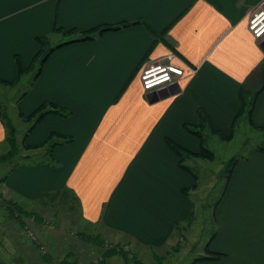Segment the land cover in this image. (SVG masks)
I'll list each match as a JSON object with an SVG mask.
<instances>
[{
	"label": "crops",
	"instance_id": "crops-1",
	"mask_svg": "<svg viewBox=\"0 0 264 264\" xmlns=\"http://www.w3.org/2000/svg\"><path fill=\"white\" fill-rule=\"evenodd\" d=\"M261 1L0 0V79H14L16 55L30 65L36 36L47 35L52 46L63 42L20 95L19 115L43 102L69 112L30 123L20 142L25 137L28 146H37L50 135L62 141L51 149L23 148L28 153L0 181V196L16 201L29 220L50 215V202L67 192L77 204L70 219L79 231L126 243L135 257L168 251L176 227L195 212V168L209 158H186L194 176L178 165L165 138L199 152V139L184 127L200 123L199 110L214 128L231 134L227 142L239 123L248 122L260 130V143L236 158L212 213L208 247L224 257L193 264H264V39L256 40L246 26ZM121 22L128 24L65 42ZM54 25L71 32H55ZM169 50L194 72L186 69L178 83L145 92L142 67ZM259 88L251 123L244 115L235 118L239 92ZM221 140L211 132L205 145ZM111 259L126 264L119 255L105 263Z\"/></svg>",
	"mask_w": 264,
	"mask_h": 264
},
{
	"label": "rangeland",
	"instance_id": "rangeland-1",
	"mask_svg": "<svg viewBox=\"0 0 264 264\" xmlns=\"http://www.w3.org/2000/svg\"><path fill=\"white\" fill-rule=\"evenodd\" d=\"M36 67L37 62L29 73L14 85L0 83V104L7 120L16 129L14 138L18 143L21 134L30 128L33 118H21L17 102L24 90L28 89L30 77ZM252 96V92L246 95L247 103ZM260 136V130L252 128L248 122H241L230 141H215L207 145L213 151L214 157L202 161L195 168L198 175V192H193L191 197L194 201L195 216L190 224L186 222L176 227L174 241L168 251L138 255L137 261L134 259L133 249L128 244L109 240L108 237L100 239L95 232H79L77 225L71 223L70 219L77 213V204L70 199V193L64 192L59 199L57 197L50 202L53 204L50 215L41 218L30 217L29 220L26 215H20L23 224L15 222L13 214L7 213L0 205V264H58L59 261L64 264H103L108 251L116 248L126 252V264H190L198 256L206 254V243L214 229V203L226 186L225 177L229 161L245 156L255 144L260 143ZM11 146L6 138L0 142V155H5ZM16 149L17 154L11 158H0V179L7 175L12 164L21 161L23 155L28 153L24 152L21 145L17 148V143ZM188 157L184 158V163L190 162L186 160ZM35 224L42 230L37 229ZM43 235L44 239L41 237ZM84 235L94 237L95 240H89ZM44 254L49 255L51 260L45 261ZM115 259H111L109 263L118 264Z\"/></svg>",
	"mask_w": 264,
	"mask_h": 264
},
{
	"label": "trees",
	"instance_id": "trees-1",
	"mask_svg": "<svg viewBox=\"0 0 264 264\" xmlns=\"http://www.w3.org/2000/svg\"><path fill=\"white\" fill-rule=\"evenodd\" d=\"M127 24L128 23H126V22H121V23H116V24H112V25H102L100 27H97L95 29V31H93V30L86 31L84 33V36L79 38V39H72V40L65 41V42H71L73 40H81V39L92 38L93 34H95V32L100 33L102 31L108 30V29H117V28H119L121 26H125ZM53 30L55 32H62V33L71 32V29L70 30H64V29H62L61 27H59L57 25H54ZM160 33L155 32V34H160ZM35 41H36V44L38 46V51L36 53L35 58L30 63V65L25 67L23 65L22 60L20 59V57L18 55H16L14 57V63H15V69H16V75H15L14 79H11V80L0 79V83H3L5 85H14L15 83H18L26 74L29 73V71L33 68L35 62H37V67L35 68V71L33 72L32 77H30L31 80L29 82V86L32 85L34 83V81L36 80L37 76L39 75L41 67H42V64L46 60L48 55L55 48H57L58 46L63 44V42H62V43H59L57 45L52 46L50 44V39H49V37L47 35H38V36L35 37ZM262 73L264 74V60L262 62ZM260 88L257 91H254L252 99L250 100L249 103H247V101H246V95H247L246 90L245 91L241 90L239 92L240 106H239L238 112L235 115V118L239 117L240 115H244L245 118H247L249 120V122L251 123L252 109H253V106H254V103H255L256 96L260 92ZM247 105H249L248 108H247ZM48 113H56V114H59V115H62V116H67L69 114V112L63 107H60V106H58L56 104H50V103L43 102L38 107H36L28 116H23V118L24 117L26 119L33 118L32 119V123H31V127H32L39 121V119L43 115L48 114ZM198 116L200 118V123L198 125L190 126L187 123H185L184 127L189 132L194 134L199 139V141H200V150H199V152H197V153L191 152L188 149H186V148L180 146L179 144H177L176 142H174L172 139L167 138V137L165 138V141L168 144V146L179 156L180 160L178 162V165L181 168H183L184 170L190 172L194 176H196V174L192 171V169L189 166L186 165V163H184V158L189 156L190 154L199 155V156H202V157H205V158H209V159L213 157V152L210 149H208L206 147V145H205L206 135L208 133L214 132L222 140H228V139L231 138V134L226 135L221 130L214 128L209 116L207 115V113L205 111L199 110L198 111ZM0 118H1V121H2V123L4 125V127H5V138L12 145L11 149H9L5 153V155H0V158H2V159L11 158L12 155L17 154V152H15L17 150L16 149V143H17V148H18L19 145H21L25 149H29V148L34 149V148L39 147V146L48 145L49 149H51L53 146H55V144L59 143V141H62L61 139H58L59 136L57 137V136H54V135H50L44 142L40 143L37 146H28V144L25 142V137H23L22 141L18 143V142H16V140L14 138L15 137V133H16V129L7 120L6 113L2 109L1 104H0ZM28 130H30V128ZM236 160L237 159L235 158V159H231L229 161V165H228V167L226 169L227 170V172H226V177L227 178L229 177L230 172L233 169V166H234ZM16 163L12 164L11 167H13ZM4 178H5V176L3 178H1L0 181L3 180ZM194 187H196V186H194ZM0 205L3 206L6 209L7 213L13 214V217L15 218V222H20V224H23V221L20 218V215H27V214H26V212L23 211V208L16 201H12V200L5 201L3 199V197H1ZM193 216H194V214H193V211H192V212H190L189 218L187 220V224L191 223V220L193 219ZM36 218H38V217H36ZM84 237L89 238V240L90 239L91 240H95L94 237H89V236H86V235H84ZM101 238L102 237L100 236V239ZM211 238L209 240H211ZM208 246H209V241L206 243V247H205L206 254L198 256L190 264H193L195 262L202 261V260H217V259H220V258L224 257L223 253L210 250ZM49 254L52 255L53 253H49ZM114 254L120 255L121 257H123L124 260H127L126 252L123 251L122 249L118 250L117 248L116 249H110L108 251V254H107L106 257H109V256L114 255ZM153 254H155V253H153ZM43 257H44L43 259H45V261H50L51 260V257L49 255L44 254ZM134 259L137 260L136 257ZM58 264H64V262L63 261H61V262L59 261ZM103 264H106L105 261H103Z\"/></svg>",
	"mask_w": 264,
	"mask_h": 264
},
{
	"label": "built area",
	"instance_id": "built-area-1",
	"mask_svg": "<svg viewBox=\"0 0 264 264\" xmlns=\"http://www.w3.org/2000/svg\"><path fill=\"white\" fill-rule=\"evenodd\" d=\"M259 18L263 20L260 22ZM246 26L256 40L264 39V0L249 13ZM186 69L191 73L195 70L176 51L169 50L145 62L139 74L141 86L145 92H150L178 83Z\"/></svg>",
	"mask_w": 264,
	"mask_h": 264
},
{
	"label": "bare ground",
	"instance_id": "bare-ground-1",
	"mask_svg": "<svg viewBox=\"0 0 264 264\" xmlns=\"http://www.w3.org/2000/svg\"><path fill=\"white\" fill-rule=\"evenodd\" d=\"M263 19L259 18V21L261 22Z\"/></svg>",
	"mask_w": 264,
	"mask_h": 264
}]
</instances>
